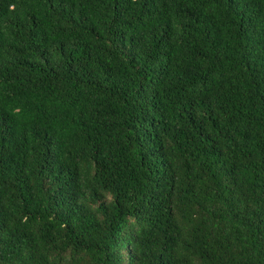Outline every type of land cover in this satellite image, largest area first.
I'll return each mask as SVG.
<instances>
[{
  "label": "trees",
  "instance_id": "trees-1",
  "mask_svg": "<svg viewBox=\"0 0 264 264\" xmlns=\"http://www.w3.org/2000/svg\"><path fill=\"white\" fill-rule=\"evenodd\" d=\"M0 264H264V0H0Z\"/></svg>",
  "mask_w": 264,
  "mask_h": 264
}]
</instances>
